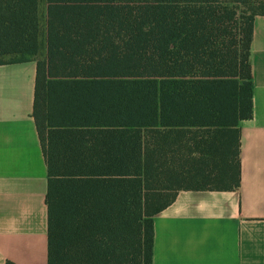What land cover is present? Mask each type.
<instances>
[{
  "label": "trees",
  "instance_id": "1",
  "mask_svg": "<svg viewBox=\"0 0 264 264\" xmlns=\"http://www.w3.org/2000/svg\"><path fill=\"white\" fill-rule=\"evenodd\" d=\"M257 15L264 0H0V65L37 63L48 264H153L180 191L240 187Z\"/></svg>",
  "mask_w": 264,
  "mask_h": 264
},
{
  "label": "crops",
  "instance_id": "2",
  "mask_svg": "<svg viewBox=\"0 0 264 264\" xmlns=\"http://www.w3.org/2000/svg\"><path fill=\"white\" fill-rule=\"evenodd\" d=\"M253 116L236 190H183L154 217L153 264H264V15L251 42ZM37 63L0 65V264H48V167L34 119Z\"/></svg>",
  "mask_w": 264,
  "mask_h": 264
},
{
  "label": "rangeland",
  "instance_id": "3",
  "mask_svg": "<svg viewBox=\"0 0 264 264\" xmlns=\"http://www.w3.org/2000/svg\"><path fill=\"white\" fill-rule=\"evenodd\" d=\"M41 14H42V28L44 29V26H45V17H44V13L46 11V6L44 3L41 4ZM13 57L12 56H5L3 59L5 60H10L12 59Z\"/></svg>",
  "mask_w": 264,
  "mask_h": 264
}]
</instances>
